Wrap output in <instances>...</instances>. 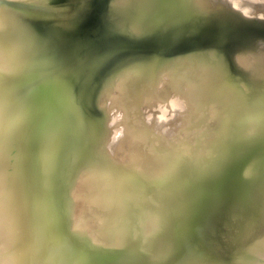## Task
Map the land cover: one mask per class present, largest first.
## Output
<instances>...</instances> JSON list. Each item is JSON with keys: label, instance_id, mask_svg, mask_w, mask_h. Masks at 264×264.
Instances as JSON below:
<instances>
[{"label": "water", "instance_id": "1", "mask_svg": "<svg viewBox=\"0 0 264 264\" xmlns=\"http://www.w3.org/2000/svg\"><path fill=\"white\" fill-rule=\"evenodd\" d=\"M0 264H264V0H0Z\"/></svg>", "mask_w": 264, "mask_h": 264}]
</instances>
